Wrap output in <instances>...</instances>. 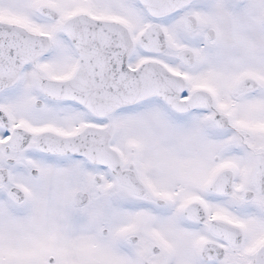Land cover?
I'll return each instance as SVG.
<instances>
[{"label":"snow or ice","instance_id":"obj_1","mask_svg":"<svg viewBox=\"0 0 264 264\" xmlns=\"http://www.w3.org/2000/svg\"><path fill=\"white\" fill-rule=\"evenodd\" d=\"M0 264H264V0H0Z\"/></svg>","mask_w":264,"mask_h":264}]
</instances>
